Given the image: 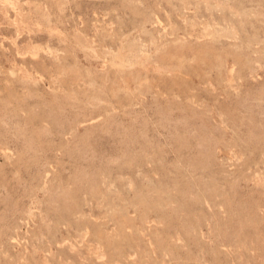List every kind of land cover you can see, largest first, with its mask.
I'll return each instance as SVG.
<instances>
[{"label":"rangeland","instance_id":"374dc122","mask_svg":"<svg viewBox=\"0 0 264 264\" xmlns=\"http://www.w3.org/2000/svg\"><path fill=\"white\" fill-rule=\"evenodd\" d=\"M0 264H264V0H0Z\"/></svg>","mask_w":264,"mask_h":264}]
</instances>
